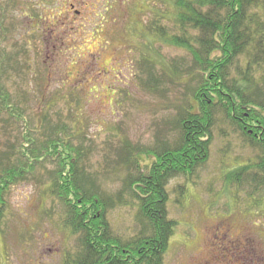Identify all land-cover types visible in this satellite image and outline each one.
Listing matches in <instances>:
<instances>
[{
  "label": "rangeland",
  "instance_id": "374dc122",
  "mask_svg": "<svg viewBox=\"0 0 264 264\" xmlns=\"http://www.w3.org/2000/svg\"><path fill=\"white\" fill-rule=\"evenodd\" d=\"M165 8L164 0H0V92L10 106L0 109V159L26 154L22 176L5 194L0 264H64L75 245L61 226L63 204L48 193L67 163L62 146L55 154L45 145L48 138H62L72 158L82 151V173L97 193L113 197L126 174L118 161L124 144L144 149L171 136L186 80L157 68L162 92L147 90L140 62L150 51L140 45L147 38L138 39L150 11ZM154 47L166 66L187 57L183 49ZM253 154L236 134L216 128L206 163L188 180H170L167 210L177 225L163 264H264V200L257 209L243 191L234 199L221 177L224 166ZM134 213V206L115 207L108 217L131 234Z\"/></svg>",
  "mask_w": 264,
  "mask_h": 264
},
{
  "label": "trees",
  "instance_id": "16d2710c",
  "mask_svg": "<svg viewBox=\"0 0 264 264\" xmlns=\"http://www.w3.org/2000/svg\"><path fill=\"white\" fill-rule=\"evenodd\" d=\"M164 3V12L151 10L149 23L139 30V42L147 38L140 45L150 51L141 55L140 62L148 77L139 78L150 92H162L158 91L162 77L153 72L157 68L171 80H186L187 91L169 121L171 136L144 149L124 144L118 161L126 174L113 197L97 193L82 173L77 165L82 151L72 158L62 138L45 141L55 154L62 146L60 162H67L48 186V193L63 204L61 226L74 238L64 264H163L177 225L168 216L167 186L174 178L188 180L206 163L216 128L222 136L236 134L254 151L245 161L224 166L226 192L236 194L234 199L245 192L257 209L264 200V0ZM162 18L168 23L163 24ZM154 43L183 49L187 57L182 63L172 59L166 66L157 60ZM0 103V109H9V95L0 92ZM24 157L14 160L5 152L0 159V223L7 188L22 176ZM184 187L178 185L180 193ZM128 206L135 208V230L122 234L108 214Z\"/></svg>",
  "mask_w": 264,
  "mask_h": 264
}]
</instances>
